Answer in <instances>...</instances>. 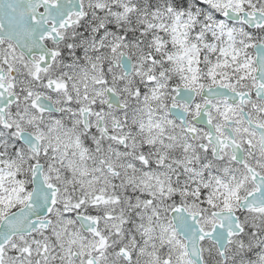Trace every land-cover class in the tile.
I'll use <instances>...</instances> for the list:
<instances>
[{"label": "clouds", "instance_id": "9594fccd", "mask_svg": "<svg viewBox=\"0 0 264 264\" xmlns=\"http://www.w3.org/2000/svg\"><path fill=\"white\" fill-rule=\"evenodd\" d=\"M0 264H264V0H0Z\"/></svg>", "mask_w": 264, "mask_h": 264}]
</instances>
